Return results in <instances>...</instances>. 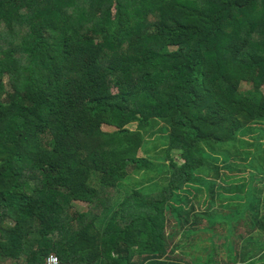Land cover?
Here are the masks:
<instances>
[{"label": "trees", "instance_id": "1", "mask_svg": "<svg viewBox=\"0 0 264 264\" xmlns=\"http://www.w3.org/2000/svg\"><path fill=\"white\" fill-rule=\"evenodd\" d=\"M263 87L264 0H0V264H161L200 194L264 234Z\"/></svg>", "mask_w": 264, "mask_h": 264}, {"label": "rangeland", "instance_id": "2", "mask_svg": "<svg viewBox=\"0 0 264 264\" xmlns=\"http://www.w3.org/2000/svg\"><path fill=\"white\" fill-rule=\"evenodd\" d=\"M251 89L252 88L249 85H242V90L245 92L250 91ZM262 91L264 92V87L262 88ZM237 136L241 137L240 134H238ZM159 137H163V134H160ZM245 139L248 142H253V140H251L248 136H245ZM153 145L154 144H151L148 149L150 150V154L154 155L156 151L155 147L153 148ZM227 147H231L230 144H217L210 150L213 152L210 153L211 159L206 162L207 168H203L202 170H199L197 172L201 179H206L209 181L213 178L214 180L213 175L216 174V170L212 168L213 166L210 167V164L208 165V163H215L216 161L219 162L220 165L229 164L234 168L232 170H222V173L237 175L238 177H242L245 179H252L253 174L251 172L256 170V167H254L253 169L254 163L247 157L241 159V157H239L234 152V149L229 150ZM173 156L176 163H182V159L179 158L178 152H173ZM233 158H238V160H236L238 162L232 161ZM243 159H245V161ZM158 162L162 164L161 161ZM164 162L168 163V160ZM235 165H239V170L235 168ZM261 165H263V163H260V165H256L258 170H256L255 172H264L263 166ZM129 170L133 176H128L123 181L125 182L124 187L142 188V186L151 184L153 182L164 184L161 182L160 176L155 178L153 181H148L147 176L145 177L143 175V169H138L137 171H135L132 167H129ZM151 175L155 176L152 173ZM241 181L242 183H246V180L244 179H242ZM215 183L216 186H220L222 188L219 191L222 192L223 195L234 193L225 191L227 190V187L220 181H216ZM245 193H247V190ZM72 203V212H83L87 210V205L83 202ZM222 204L225 206L224 211H230L231 209L234 210V206L236 205V203L230 201L229 196L222 202ZM245 204L246 203H243L240 206H243ZM235 215V211L232 213L229 212L227 215H225L224 213L223 215L215 213L197 214V217L199 218L197 222L199 223L203 219V221L207 224L205 226H198V224L195 223L193 225V222H191L189 225H187L186 228L181 232L184 240L176 245V250L173 252L175 255H178V260H173V257L175 255H168L170 258L163 259L164 262L161 264H235L234 262H236L240 258L239 256L241 253L250 254L251 252H254V250H260L262 248V244L261 242L259 243L255 241V234H249L248 237H245L248 235V233L244 228H241L244 236L243 238L240 237L241 235L236 233L238 228L235 226ZM215 220H221L223 221V223L221 225L218 224L215 226L210 225V223H213ZM170 229H172L170 226L167 227L168 231ZM178 230L179 228L177 226L176 231ZM184 232L186 233L185 235L183 234ZM218 233L222 234L220 235ZM250 237L253 238L246 240V238ZM256 239L259 240L258 238ZM135 262L136 259L131 258L126 262V264H135ZM158 262L160 263V261H157V263L156 261H154L146 264H159Z\"/></svg>", "mask_w": 264, "mask_h": 264}, {"label": "crops", "instance_id": "3", "mask_svg": "<svg viewBox=\"0 0 264 264\" xmlns=\"http://www.w3.org/2000/svg\"><path fill=\"white\" fill-rule=\"evenodd\" d=\"M227 197L228 196H225L224 198H227ZM197 200L200 202V204H198V206H196V208L191 210V211H184L185 214L187 212H190L191 218H193L196 216V214L215 213V214L223 215V213H224L225 215H227L229 212L232 213L235 211L236 212L235 226L238 228L236 233H239V235H242L240 237L243 238L244 236H243V232L241 231V228H244L246 230V232L248 233V235L245 237H248L249 234H255V236H254L255 239L258 238L261 241L262 248L260 250L257 249V250H254V252H251L250 254L248 253L245 256V260H244V258H241V259L239 258L236 262H234L235 264H264V234L258 229V226L255 225V223L253 222V216H254L255 212L253 210L247 209L248 201L245 202L246 205L243 207L242 206L238 207V205L236 204L234 206L235 209L234 210L231 209L233 211H231V210L230 211H224L225 206L224 205L220 206L218 204V198L215 199L216 200L215 204H211L210 202H207L208 198H207L206 194H200L199 198ZM222 200L224 201V199H222ZM263 200H264V194H263ZM201 201H202V204H201ZM230 201L236 203V201L233 199V197H230ZM217 207L220 209H218ZM263 213L264 212L261 211L260 215ZM168 220L170 222L168 224V226L175 224V222L172 220V217H169ZM222 223H223V221H221V220H218V221L215 220L213 223H210V225L215 226L218 224L221 225ZM197 224H198V226H202V225L205 226L207 223L204 222L202 219L199 223L197 222ZM171 230L175 231L174 229H170L168 231L170 234L172 233ZM222 233H218V234L221 235ZM251 238H253V237L246 238V240L251 239ZM171 239L172 240H169L168 244H170L171 248H173V249L175 248L176 245H178L179 243H181L183 241L181 236H178L175 239H173V238H171ZM253 247H254V245H253ZM168 255H170V254H168ZM173 255H175V254H173Z\"/></svg>", "mask_w": 264, "mask_h": 264}, {"label": "built area", "instance_id": "4", "mask_svg": "<svg viewBox=\"0 0 264 264\" xmlns=\"http://www.w3.org/2000/svg\"><path fill=\"white\" fill-rule=\"evenodd\" d=\"M44 264H60V262L58 257L54 253H51L45 258Z\"/></svg>", "mask_w": 264, "mask_h": 264}]
</instances>
